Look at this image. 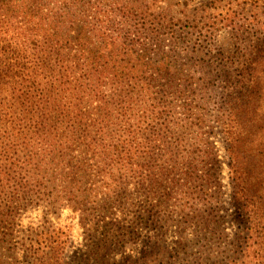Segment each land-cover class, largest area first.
<instances>
[{
    "label": "trees",
    "instance_id": "1",
    "mask_svg": "<svg viewBox=\"0 0 264 264\" xmlns=\"http://www.w3.org/2000/svg\"><path fill=\"white\" fill-rule=\"evenodd\" d=\"M30 2L0 0V7L15 20L29 16L21 35L38 52V36L48 30L32 19ZM60 2V22L47 37L57 39L58 47L50 45L52 52H46L42 65L51 71L45 76L33 73V59L0 30V245L13 235L17 218L49 193L61 208L86 213L91 203L103 216L115 192L133 183L136 196L130 200L143 198L144 205L135 212L137 221L111 232L113 241L124 243L142 226L155 235L140 258L122 264H264V121L256 123L254 140L235 134L232 117L226 132L233 208L242 221L233 238L212 228L214 221L222 224V203L218 192H209L216 187L215 175L202 173L205 166L194 150L202 143L195 130L201 119L188 125L186 137L160 139L170 124L158 122L159 108L170 96L189 91L185 85L179 90L175 78L192 80L186 46L206 16L179 17L169 7L152 14L144 0ZM151 65L155 71L146 76L142 67ZM111 70L107 94L101 84ZM143 105L147 109L136 114ZM125 108L134 112L130 118L123 117ZM175 143L184 155H177ZM256 157L263 162L259 170ZM186 216L192 235L202 238L200 248L183 236L169 246L165 233L156 231L178 222L184 235L188 230L180 220Z\"/></svg>",
    "mask_w": 264,
    "mask_h": 264
},
{
    "label": "rangeland",
    "instance_id": "2",
    "mask_svg": "<svg viewBox=\"0 0 264 264\" xmlns=\"http://www.w3.org/2000/svg\"><path fill=\"white\" fill-rule=\"evenodd\" d=\"M144 1L145 8L152 14H160L169 7L179 17L205 15L207 18L186 46L192 58L189 71L192 80H181L180 74L175 78L179 90L185 85L190 87L189 91L176 98L170 96L159 108L158 122L163 126L170 124V130H166L160 139L163 140L165 136L169 137L168 140L186 137L188 125L201 119L195 130L196 140L202 143L199 142L194 150L205 166L202 173L210 171L215 175L212 181L216 187L209 192H218L216 199L220 201L219 206L222 203V224L214 221L212 228L219 227V231L233 238L239 232L242 221L233 208L231 171L224 140L231 117L236 126L235 134L246 140L256 139L259 133L256 132V123L264 121V0ZM30 3L31 18L37 23L41 20V25L47 24L48 30L44 36H38V40H42L38 52L21 35L29 16H25L26 20H15L9 10L0 7V30L4 38L18 48V52L33 59L31 69L42 77L51 71L49 66L42 65L47 59L46 52H52L50 45L58 47V44H54L57 39L51 37L48 42L47 37L51 33L55 35L54 24L57 25L61 19V2L31 0ZM33 11L40 12L42 17L37 13L34 17ZM111 51L110 47L104 53ZM136 63L134 59L133 64ZM142 70L146 76H151L155 71L152 65L142 67ZM111 72L101 84L107 94L111 89L108 83ZM204 78L211 80V83ZM174 87L176 89L177 86ZM165 89L171 91L169 86H165ZM96 106L97 103H94L93 107ZM147 106L137 108L136 114H141ZM130 108L123 109V117L132 116L134 112H130ZM182 149L175 143L177 155H184ZM179 160L183 161V158ZM256 160L253 165L259 170L263 162L259 157ZM173 179L178 180L179 176L175 175ZM203 185L205 189H210L206 181ZM134 187L130 183L129 187L117 190L103 216L91 203L86 205V213L70 205L61 208L55 196L49 193L39 205L31 206L17 218L13 235L0 245V264H122L130 258H140L150 242L148 238L155 235L152 228L143 230L146 226H142L134 237H124V243H116L111 236L112 231L137 221L135 212H139L144 203L143 198L130 200L136 196ZM196 201L200 206L201 197ZM133 203L135 205H131ZM180 224L188 230L184 235L179 234L181 229L177 227L178 222H172L165 229V224H161L156 231L165 233L164 242L169 246L183 236L190 240L191 245L200 248L202 238L192 235L188 216L182 217Z\"/></svg>",
    "mask_w": 264,
    "mask_h": 264
}]
</instances>
